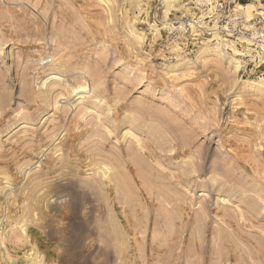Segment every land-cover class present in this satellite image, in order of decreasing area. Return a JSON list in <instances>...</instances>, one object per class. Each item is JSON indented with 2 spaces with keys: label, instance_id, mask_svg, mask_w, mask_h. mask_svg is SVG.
<instances>
[{
  "label": "rangeland",
  "instance_id": "obj_1",
  "mask_svg": "<svg viewBox=\"0 0 264 264\" xmlns=\"http://www.w3.org/2000/svg\"><path fill=\"white\" fill-rule=\"evenodd\" d=\"M202 2L0 0V264H264V64Z\"/></svg>",
  "mask_w": 264,
  "mask_h": 264
},
{
  "label": "built area",
  "instance_id": "obj_2",
  "mask_svg": "<svg viewBox=\"0 0 264 264\" xmlns=\"http://www.w3.org/2000/svg\"><path fill=\"white\" fill-rule=\"evenodd\" d=\"M248 21L251 19L246 20L237 14L225 0H203L199 6L192 5L188 11L175 18L172 24H177L183 31L190 32L197 41H219L242 58L262 65L264 15L257 16L253 24L248 25Z\"/></svg>",
  "mask_w": 264,
  "mask_h": 264
},
{
  "label": "bare ground",
  "instance_id": "obj_3",
  "mask_svg": "<svg viewBox=\"0 0 264 264\" xmlns=\"http://www.w3.org/2000/svg\"><path fill=\"white\" fill-rule=\"evenodd\" d=\"M87 88H88V85L87 84H85V85H82V87H81V89L80 90H78L77 91V93H80L81 95H80V97L81 98H84L85 96H87V93H88V90H87ZM91 90V89H90ZM89 92H91V91H89ZM101 143V142H100ZM103 144V143H102ZM104 145V144H103ZM102 146V145H101ZM107 147V146H106ZM93 154V153H92ZM96 155V154H95ZM74 163V162H73ZM78 163V162H77ZM100 165V164H99ZM71 166H73V165H71ZM116 168V167H115ZM74 169V168H73ZM102 169V168H101ZM107 169H108V167H107ZM109 171V170H108ZM73 172V171H72ZM102 174V173H101ZM107 173L105 172V175H106ZM109 175H110V173H109ZM102 177H104L103 175H102ZM102 177H101V179H102ZM115 177V176H114ZM109 178V177H108ZM97 181V180H96ZM99 181V180H98ZM103 184V183H102Z\"/></svg>",
  "mask_w": 264,
  "mask_h": 264
}]
</instances>
